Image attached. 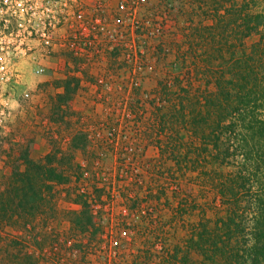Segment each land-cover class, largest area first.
<instances>
[{"label": "rangeland", "instance_id": "374dc122", "mask_svg": "<svg viewBox=\"0 0 264 264\" xmlns=\"http://www.w3.org/2000/svg\"><path fill=\"white\" fill-rule=\"evenodd\" d=\"M149 2L136 19L151 27L131 35L129 22H116V0H108L100 54L88 63L66 51L31 52L15 67L20 75L10 82L0 126V202L14 168L25 169V151L38 164L57 153L53 166L69 181L42 188L33 209L4 214L0 206V264H219L213 249L204 258L199 236L224 238L222 221L234 202V230L248 232L249 206L264 190V138L251 139L243 128L250 119L242 124L233 108L242 69L261 77L264 29L245 34L264 14V0ZM132 39L139 87H130L125 46ZM38 64L41 75L33 72ZM68 78L78 87L60 102ZM255 99L248 114L264 120V100ZM77 133L85 140L75 150ZM232 182L235 198H223L221 185ZM81 202L94 222L77 233L70 221Z\"/></svg>", "mask_w": 264, "mask_h": 264}, {"label": "built area", "instance_id": "2783aa9c", "mask_svg": "<svg viewBox=\"0 0 264 264\" xmlns=\"http://www.w3.org/2000/svg\"><path fill=\"white\" fill-rule=\"evenodd\" d=\"M108 0H0V126L8 111L10 82L19 77L17 64L31 52L41 56L66 51L72 57L88 63L100 51L99 39L105 36V16ZM149 0H116L118 26L133 31L151 27L150 20L139 23L136 14ZM117 26V24H116ZM114 43V42H113ZM126 59L132 64L130 87H139L141 61L135 40L127 46ZM34 74L45 69L37 65ZM100 84L103 81H99ZM110 82L104 83L109 89ZM106 207V206H105ZM122 209V213H125ZM94 214H96L94 212ZM57 264V263H54ZM61 264V262L59 263Z\"/></svg>", "mask_w": 264, "mask_h": 264}, {"label": "trees", "instance_id": "16d2710c", "mask_svg": "<svg viewBox=\"0 0 264 264\" xmlns=\"http://www.w3.org/2000/svg\"><path fill=\"white\" fill-rule=\"evenodd\" d=\"M254 23V26L248 28L249 30L248 33L245 34V37H249L252 32L258 31L260 27L264 29V14L256 15L254 17ZM242 70L243 72L245 71V74H240L241 76L238 78L239 91L238 95H236L237 98L234 102L235 107L233 108V111L238 116V121L242 124L245 123L246 119H250V122L247 123L248 126L243 125V128L248 133H252L251 139L256 135L264 138V120H255L254 118L252 120L250 114H248L249 103L252 101L255 102V98L258 96L260 99L262 98L264 100V65L260 78L250 70H247V68H243ZM227 83L231 84L232 82L229 81ZM249 85L251 88H248ZM77 87L78 81L74 78H68L63 83V93L58 95V100L60 102L69 101ZM220 95H223L224 98L228 97V94L227 96L224 95V93ZM224 101L228 104L227 107L231 106V98L230 100L224 99ZM225 109L226 108H220L219 110L217 127H220V123L224 117L223 112L226 111ZM234 124L235 123H232V125ZM84 140L85 136L81 133H77L71 139L70 147L75 150L83 148ZM242 143L244 148L248 147L245 139ZM213 146L219 150L217 143L215 144V142H213ZM55 154L57 155V153ZM55 154L47 155L44 162L38 164L34 163L29 158L26 151L22 153L21 158L25 163V169L22 172H19L18 168H14L13 170V182L10 184L9 191L6 192V194L8 193V197L4 203L3 201L0 202L1 210L4 214H7L12 208L14 209H12V211H19L25 207L33 209L31 205H34L41 199L42 188L51 190L52 185H63L68 183V177L65 175L62 167L53 166V162L56 159ZM219 156L220 155H218V157ZM246 159L245 161H247ZM262 163H264L263 159ZM255 169L256 171L259 169L257 164ZM237 179L243 181L244 178L239 176ZM240 186H242V184L238 183L237 187ZM235 188L233 182L230 184L224 183L221 185L220 194L223 198H235ZM254 197V208L249 206L253 209V214L249 221L250 226L248 227L249 230L246 235L239 236L236 234V230H234V228H237L238 226L236 210L238 203L234 202L233 204H229L227 217L222 221V224L227 231L225 237L222 238L216 236L217 234L215 232L210 233L206 231L199 236L200 245L198 244V248L202 251L204 258L208 257V250L213 249L215 253H218L220 260L222 261L219 262V264H264V190L257 191V194ZM80 205L81 211L73 214L70 221L77 233H83L86 228L92 226L94 222L86 202H81ZM211 234H214L216 239H213ZM209 238L212 239H210L211 242L209 241ZM241 241L242 243H240ZM240 244H242V246H240ZM239 247L241 248L238 249ZM215 253L213 256H215ZM210 259L213 261L212 254Z\"/></svg>", "mask_w": 264, "mask_h": 264}]
</instances>
